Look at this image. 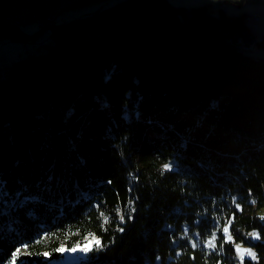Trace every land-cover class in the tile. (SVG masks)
Listing matches in <instances>:
<instances>
[{"label": "trees", "instance_id": "obj_1", "mask_svg": "<svg viewBox=\"0 0 264 264\" xmlns=\"http://www.w3.org/2000/svg\"><path fill=\"white\" fill-rule=\"evenodd\" d=\"M13 3L0 38L35 42L5 19ZM97 11L0 82V264H60L88 237L64 264H264V42H232L247 14Z\"/></svg>", "mask_w": 264, "mask_h": 264}, {"label": "rangeland", "instance_id": "obj_2", "mask_svg": "<svg viewBox=\"0 0 264 264\" xmlns=\"http://www.w3.org/2000/svg\"><path fill=\"white\" fill-rule=\"evenodd\" d=\"M109 1L110 0H44V4H46L51 12L57 17L58 25L70 26L80 20L97 18V16H99V11L97 10L103 3ZM263 1L264 0H166L170 7L177 9H193L194 7L209 6L211 9H215L217 13L220 12V9L226 11V8H228L229 10H235L236 14L246 11L247 8L253 6V4L254 7L256 6L257 11L263 14L264 6L261 7ZM227 4L228 7H226ZM20 12L24 14L26 13L24 20L28 19V23H30L28 25H21L20 29L25 34L33 35L40 28L39 21L36 18L30 17L28 7L20 8ZM259 24L264 26V14L259 19ZM42 38L43 35H40L35 41L39 42ZM241 47H243L241 50L254 54L249 48L244 46ZM32 50L36 51L38 54L48 53V48L46 46L38 48L33 47L30 44L26 45L23 41H9L0 38V82L5 79V73L9 67L23 60V58L25 59V57L28 56V52ZM263 53L264 51L262 49V54L260 55L263 56ZM255 55L258 56L257 54ZM261 213L264 216V210H262ZM97 242L98 240L95 237H88L84 242L73 249H63V257L59 263H72L85 258L89 250L95 246ZM234 246L236 256L240 262H243L246 258L251 259V257L247 255V252H244L243 261H241L240 252L237 251L238 248L241 251L249 249L255 253L253 249L244 246L242 243H234Z\"/></svg>", "mask_w": 264, "mask_h": 264}, {"label": "built area", "instance_id": "obj_3", "mask_svg": "<svg viewBox=\"0 0 264 264\" xmlns=\"http://www.w3.org/2000/svg\"><path fill=\"white\" fill-rule=\"evenodd\" d=\"M38 2H35V0H24L21 4L20 8L28 7L30 17L34 18L37 17L40 28L42 32L50 38L49 31L51 30V27H53V24L56 22L52 17V14L47 9H42L40 14L36 13L35 7L37 6ZM20 8L16 12H12V16L7 18V21L13 25H26L28 23V19L24 20L22 17V13L20 12ZM245 29L249 31L251 36L254 39V42L252 44V47L249 49L254 54L261 53V44L264 42V28H262L259 24V15L257 12L248 14L245 18ZM239 44L244 45V42L241 40L239 41Z\"/></svg>", "mask_w": 264, "mask_h": 264}, {"label": "bare ground", "instance_id": "obj_4", "mask_svg": "<svg viewBox=\"0 0 264 264\" xmlns=\"http://www.w3.org/2000/svg\"><path fill=\"white\" fill-rule=\"evenodd\" d=\"M24 0H13V4L15 5V7L5 16V19L7 20V18L11 17L12 16V12H16L20 7H21V4L23 3ZM35 2H38V0H35ZM42 9H47L50 11V13L52 14V18L56 21L54 24H53V27H51V30L49 31V34H50V38H48L44 33L42 34L43 35V40L39 41V42H34V41H23L24 44H30L31 46L33 47H44L43 44H46L48 42H52L54 40V35H55V31L56 29L58 28V23H57V17L51 12V10L49 9V7L46 5V4H43V5H39V3L37 4V6L35 7V10H36V13L37 14H40L41 10ZM38 20L37 17H34ZM253 53V52H252ZM34 54H37V52H35ZM28 55H31V52H28ZM33 55V54H32Z\"/></svg>", "mask_w": 264, "mask_h": 264}, {"label": "water", "instance_id": "obj_5", "mask_svg": "<svg viewBox=\"0 0 264 264\" xmlns=\"http://www.w3.org/2000/svg\"><path fill=\"white\" fill-rule=\"evenodd\" d=\"M257 12V11H256ZM258 13V12H257ZM259 15V13H258ZM259 19H260V15H259ZM261 26V25H260ZM262 27V26H261ZM263 28V27H262ZM243 41L244 42V46L246 48H250L251 45L254 42L253 37L251 36V34L249 33V31H247L246 29H238L237 31H235L233 37H232V42L233 44H237L239 43V41Z\"/></svg>", "mask_w": 264, "mask_h": 264}, {"label": "crops", "instance_id": "obj_6", "mask_svg": "<svg viewBox=\"0 0 264 264\" xmlns=\"http://www.w3.org/2000/svg\"><path fill=\"white\" fill-rule=\"evenodd\" d=\"M226 1V0H225ZM233 1H236V0H233ZM211 5V4H210ZM264 6V1H263V3H262V6L261 7H263ZM202 7V6H201ZM226 7H228V4L226 5ZM195 8V7H194ZM214 11V14L216 15V16H218V15H220V13L223 11V12H225L226 14H228V15H235L236 14V11L235 10H229L228 8H226V11L224 10V9H220V12L219 13H217L216 11H215V9L213 10ZM257 11V9H256V6L254 7V4H253V6H249L248 8H247V10L246 11H244V12H240V13H245V14H250V13H255ZM258 13H259V11H257ZM240 13H238V14H240ZM264 14V13H263ZM263 14H261V13H259V15H260V18L262 17V15ZM26 15V13L24 14V13H22V17L24 18V17H26L25 16ZM58 22V21H57ZM28 24H30V23H27V25ZM39 26H40V24H39ZM263 28H264V26H262ZM41 28H39L37 31H39ZM41 40H43V38L41 39ZM40 40V41H41ZM31 52V54H34L36 51H34V50H32V51H30ZM27 57V56H26ZM25 57V58H26Z\"/></svg>", "mask_w": 264, "mask_h": 264}, {"label": "snow or ice", "instance_id": "obj_7", "mask_svg": "<svg viewBox=\"0 0 264 264\" xmlns=\"http://www.w3.org/2000/svg\"><path fill=\"white\" fill-rule=\"evenodd\" d=\"M228 231V229L227 228H225L224 229V232H227ZM252 236H253V238L254 239H257V240H259L260 239V236H259V234L258 233H252L251 234ZM231 237H229V239H230ZM97 243H99V242H97ZM19 249L17 250V253H19ZM237 251H239L240 252V258H241V261H243V257H244V252H247V255L249 256V257H251V259L252 260H256V254L254 253V252H252L251 250H249V249H244L243 251H241L239 248L237 249ZM13 264H15V260H13Z\"/></svg>", "mask_w": 264, "mask_h": 264}]
</instances>
